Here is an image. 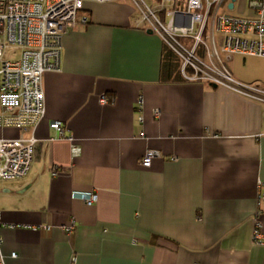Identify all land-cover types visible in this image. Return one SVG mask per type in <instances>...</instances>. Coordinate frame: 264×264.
<instances>
[{
    "label": "crops",
    "instance_id": "crops-1",
    "mask_svg": "<svg viewBox=\"0 0 264 264\" xmlns=\"http://www.w3.org/2000/svg\"><path fill=\"white\" fill-rule=\"evenodd\" d=\"M246 1L229 0L230 13L249 14ZM81 14L88 22L63 35L59 70L42 77L30 169L0 181L5 264H264V241L252 236L258 211L264 233V104L185 81L177 57L182 81L161 82L168 48L132 0H89ZM222 63L264 88V58ZM18 134L0 129V138ZM148 150L157 156L145 168Z\"/></svg>",
    "mask_w": 264,
    "mask_h": 264
},
{
    "label": "built area",
    "instance_id": "built-area-1",
    "mask_svg": "<svg viewBox=\"0 0 264 264\" xmlns=\"http://www.w3.org/2000/svg\"><path fill=\"white\" fill-rule=\"evenodd\" d=\"M87 1L0 0V129L19 130L15 138H0V181L23 178L30 169L38 140L26 133L45 116L42 77L59 70L65 32L87 24L88 17L81 14ZM132 2L145 29L155 33L179 59L185 81H203L264 104L263 87L233 79L222 63L234 55L264 58V0H247V15L230 13L229 0ZM100 102L106 104L108 98L103 96ZM51 127L62 136L60 122ZM71 151L74 156L78 153L75 146ZM155 156L156 152L148 150L141 166L149 168ZM57 174L51 172L53 177ZM71 198L87 206L97 202L95 192H72ZM258 201L264 202V194L258 195ZM61 228L71 234L75 224L70 220ZM252 236L255 242L264 241L259 211ZM1 248L0 236V264H5Z\"/></svg>",
    "mask_w": 264,
    "mask_h": 264
},
{
    "label": "trees",
    "instance_id": "trees-1",
    "mask_svg": "<svg viewBox=\"0 0 264 264\" xmlns=\"http://www.w3.org/2000/svg\"><path fill=\"white\" fill-rule=\"evenodd\" d=\"M160 81L163 83L182 81L179 74V62L176 56L168 49L163 50Z\"/></svg>",
    "mask_w": 264,
    "mask_h": 264
},
{
    "label": "water",
    "instance_id": "water-1",
    "mask_svg": "<svg viewBox=\"0 0 264 264\" xmlns=\"http://www.w3.org/2000/svg\"><path fill=\"white\" fill-rule=\"evenodd\" d=\"M232 2H234V0H232ZM232 6H233L232 4L229 5L230 8H231ZM213 86L216 87L215 85H213Z\"/></svg>",
    "mask_w": 264,
    "mask_h": 264
}]
</instances>
